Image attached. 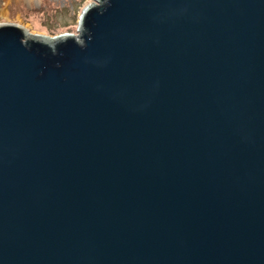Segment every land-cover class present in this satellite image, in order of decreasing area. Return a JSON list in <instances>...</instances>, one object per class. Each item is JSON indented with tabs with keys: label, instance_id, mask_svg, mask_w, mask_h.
<instances>
[{
	"label": "water",
	"instance_id": "95a60500",
	"mask_svg": "<svg viewBox=\"0 0 264 264\" xmlns=\"http://www.w3.org/2000/svg\"><path fill=\"white\" fill-rule=\"evenodd\" d=\"M79 21L0 22V264H264V0Z\"/></svg>",
	"mask_w": 264,
	"mask_h": 264
},
{
	"label": "rangeland",
	"instance_id": "374dc122",
	"mask_svg": "<svg viewBox=\"0 0 264 264\" xmlns=\"http://www.w3.org/2000/svg\"><path fill=\"white\" fill-rule=\"evenodd\" d=\"M95 0H0V22H15L32 32L78 37L79 18L85 6Z\"/></svg>",
	"mask_w": 264,
	"mask_h": 264
},
{
	"label": "bare ground",
	"instance_id": "6f19581e",
	"mask_svg": "<svg viewBox=\"0 0 264 264\" xmlns=\"http://www.w3.org/2000/svg\"><path fill=\"white\" fill-rule=\"evenodd\" d=\"M25 1H32V0H25ZM8 2H10V0H5V3H8ZM27 28V27H26ZM28 29V28H27Z\"/></svg>",
	"mask_w": 264,
	"mask_h": 264
}]
</instances>
